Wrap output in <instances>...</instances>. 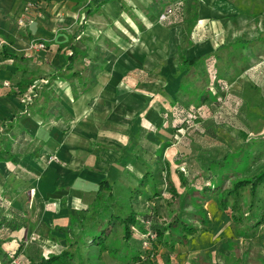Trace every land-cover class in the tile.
<instances>
[{
  "label": "rangeland",
  "instance_id": "374dc122",
  "mask_svg": "<svg viewBox=\"0 0 264 264\" xmlns=\"http://www.w3.org/2000/svg\"><path fill=\"white\" fill-rule=\"evenodd\" d=\"M187 1L184 0L182 2L184 11L187 10L186 6L189 4ZM123 2L125 7L122 10V17L118 16L117 19H114L109 16V18L105 20L99 19L97 22L91 19L90 24L99 31V36L95 41H92L89 37L87 38L84 48L86 56L84 55L85 57L82 58L83 64L75 65V69L89 76L88 67H90V64L99 65L94 70L95 83L84 91L91 94L90 99H95L94 102H96V105H94L95 110L91 109L90 112L86 113H96L92 121L95 129L92 135H88L86 131L79 127L78 129L81 131L76 133L80 134L81 139L79 140L76 134L73 139L77 140L78 144H86L88 141L92 148L89 150L94 151L96 149L94 154L98 159L104 158V154L106 155V152H103L105 148H111L114 151L108 152L109 156L116 155L115 152L119 153L117 159L120 158L118 163L123 166L122 169L118 170L113 165L110 166L114 160L108 162L109 164H106L107 166L105 165L104 168L106 172L110 170L109 172L112 173L109 175L108 180L112 185L115 198L124 205L130 202L134 203L135 208L139 212L147 213L150 211V213H153V210H156L157 214L155 212V216L163 218L158 220V222L163 223L164 219H166V209L158 207L159 205L149 207V204H146V197L153 194V188L155 187L157 190L156 194L159 197L153 201L162 203V197L166 201L169 198L166 185L168 179L177 191L182 190L176 169L183 168V163H179V160H174V155L180 153L181 148H185L186 152H188V154L181 152L182 159H188V157L193 159L199 171L204 170L213 159H220L225 152L229 151L232 153L228 156V159H231L234 157L232 156L234 153H240L248 145H250L249 148L252 146V151L256 149L257 152H260V150L262 152L255 160H253V153L240 160V165L250 164V169L245 175L251 174L259 167L264 166V139H261V137H264V49L260 50L259 53L261 55H252V51L258 53L255 49L264 43V26L257 23L255 25L249 18L257 16L264 11V0H215V2L214 0H208L206 9L209 12L211 8L213 15L200 18L198 14V19L193 23L188 19H181L180 23L166 28L165 40H159L161 43L157 42L156 46H152L147 42L136 41L137 37L146 28L154 26V16L158 15L157 8L161 7L162 12H164L163 10L166 9L168 11L171 5L169 8L162 6L161 0H123ZM227 4L230 5L228 6ZM221 8H224V10L222 11ZM152 9H155L156 14ZM226 9H233V11L228 13L225 11ZM234 9L235 12L239 11L244 15L250 16L244 17L241 15L240 17H244V19L239 18V23V16L231 14ZM39 10H41L40 7L34 8L35 13ZM144 10L147 11L148 15L144 14ZM185 14H188L187 11H185ZM159 17L160 15L157 16V19ZM110 29L126 43L125 45L122 42L124 49H115L114 43L105 36L104 32L106 33ZM232 41H243L248 43L249 46L246 44L238 46L236 42L232 43ZM230 42L231 45L228 47L218 48V46L227 45ZM111 45L114 47L113 53L107 56L105 54V57L102 58L103 62H100V59L96 56L108 51V47H111ZM133 45L136 48L131 52L129 48ZM242 47H245L243 51L246 54L243 59L236 61V65L240 66L247 63L245 70L238 72L237 75L234 73L233 81L223 86L218 95L213 88L214 90L211 91L215 93V96L212 97V101L209 99L200 101L198 98L184 99L193 108L188 112L185 119L177 122V124L175 123V126L179 127L178 129H169V118L163 117L160 113L157 114L153 109V103H159L165 115L170 114V109L174 106L172 101L176 93L180 88L185 90L187 87V83L185 85L182 84L181 74L176 68L179 60L178 50L183 49L185 56L188 58L201 54H210L225 60L231 56V53L236 54L238 49ZM12 74V82H8V85L13 84L18 77L26 75L23 72L19 74L14 72ZM28 74V77H32L36 81L41 80V73L29 70ZM97 76L100 79H97ZM68 83L67 85L59 84L58 89L62 86H69L70 89L68 91L70 90V96L72 97L73 84L71 81H68ZM193 92L189 91V94ZM200 93H202V88L198 90L197 95ZM27 98L24 97L23 100ZM129 103L130 106H140L136 110L139 111L136 117L133 116L131 118L127 108ZM103 106H107V108H103ZM106 110L109 113L107 118L104 119L102 117H105L106 114L99 116V113ZM135 121H138L139 124L150 123L156 131L149 138L150 141L157 145V155L161 157L160 164H156L154 169L144 168L142 172L133 164L129 165V160L137 157V155L140 156L138 144L135 141L131 142L134 136L131 126ZM108 129L111 130L108 136H102V131ZM74 131L78 130L75 129ZM240 131L247 136L245 146H242L243 138L240 136ZM83 136L87 138V141H82ZM66 137V134H64L60 138L63 141ZM3 138L5 143L13 140V137L9 134H4ZM128 140H131L130 144H126ZM95 141H101L105 148L97 147ZM25 146V143L22 142L21 148L24 149ZM15 147L14 145L12 151H15ZM85 154L86 151L83 148L75 152L76 157L79 159H82ZM57 157V166L63 167L67 164L65 158H61L62 156L60 155ZM124 157H126V161L122 162L121 159ZM27 160L28 157H25L24 164L27 163ZM0 162L3 165L2 171H0V192L6 191L9 195L14 196L15 189L29 185L21 183L19 178H14L9 174L6 175L12 165L3 164L5 161ZM226 165L230 164L226 163ZM114 168L116 170H113ZM138 171H140L139 174L136 173ZM145 173L152 175L153 184L152 182H146L147 184L143 188L144 194L139 197L137 195L133 199L130 198L131 190L139 188L140 182L145 179ZM60 177L61 175L58 174L55 182L58 185L55 186L54 184L53 187L56 188L54 190L55 194L60 195V197H57L58 200L63 198L59 204L57 203L59 212L61 213L62 210V214H66L65 195L68 193L69 186L62 183ZM93 192L92 190L87 193L84 191L82 194L86 193L91 198ZM161 193H164V196ZM47 197L43 196L44 200ZM255 197L259 199L253 204L262 209H253V211L259 215L262 223L250 234H247V230H240L237 224L225 213H223L224 216L222 215L218 223L215 222L212 215L207 212L208 209L204 205L206 201L204 204H198L197 206L200 209V217L203 221L194 223V225L202 231L204 229L203 225L207 227L212 225L213 231H211L213 235L210 237L204 234L199 238V234L196 232L193 235L194 237L187 236L186 240L189 242L186 248L184 247L182 250L178 248V252L175 253L166 251L165 254L162 252V247L158 249L156 244L157 246L154 245L153 249L147 251L149 254L146 256L143 254L144 256L141 257L144 260L143 264H159L164 258L163 255H166L169 259L180 255L179 264H264V180L257 185ZM80 201H82V197ZM15 205L18 204L15 203ZM54 206V201L51 203L47 202L44 219H41V227L34 230L36 225L32 224L35 226L29 229V234L34 232L36 243L41 246L40 249L44 254L57 251L60 248L59 240L62 238V231L59 229L60 222L52 220L53 217L50 216L52 212L50 209ZM71 209H75L73 205ZM207 230L209 229L205 228L203 233H208L205 232ZM18 237L20 239L22 236ZM213 241L214 243H212V248L210 249L200 248L199 250H194L197 243L200 245L202 242V245H207ZM156 242L161 244V242ZM0 250H5L2 244H0ZM19 259H22L23 262L26 260V258L20 256V258L14 260L15 263H11L18 264L16 262ZM102 262L103 264H126L112 259L106 253L102 254Z\"/></svg>",
  "mask_w": 264,
  "mask_h": 264
},
{
  "label": "trees",
  "instance_id": "16d2710c",
  "mask_svg": "<svg viewBox=\"0 0 264 264\" xmlns=\"http://www.w3.org/2000/svg\"><path fill=\"white\" fill-rule=\"evenodd\" d=\"M110 1L113 0H89L83 7L80 13L81 24L68 36L69 53L65 57L66 64L62 69H53L52 72L46 75L48 77L42 76L40 81L28 77V75L8 85V94L21 97L24 109L9 119L0 120V161L14 162L15 156L25 154L36 158H48L44 151L41 152L42 143L36 144L38 139H31L29 142L26 140L19 121L26 116L36 114L43 121L49 115L56 118L62 116L64 109L60 104V97L51 88L56 76L72 82L73 100L93 86L95 83L94 70L99 65L90 64V67H88L89 76L75 69V65L82 63V58L86 56L78 49L77 41L80 40L81 33L85 28L82 22L88 16L99 11L103 4ZM183 1L161 0L162 6L169 8L171 5V8L168 11L163 10L164 12H162L161 7L157 8L158 15L165 14L164 18H159V20L167 27L175 26L183 18L192 23L195 22L198 19V0L187 1L189 3L186 6L187 10H185L188 13L187 15L184 11ZM33 42L43 41L33 40ZM235 42L238 46L245 44L249 46L248 43L243 41H232V43ZM6 45L5 42L2 43L0 69L5 66L6 61L14 60L17 63L16 68L18 71L27 72L25 64L30 57L27 55L17 56L14 53L6 52ZM229 45H231V42L227 45H220L218 48H226ZM244 48L238 49L236 54L231 53V56L225 60L210 54L187 58L183 49L178 50L179 60L176 68L181 74L182 84L187 83V87L185 90L180 88L176 93L172 101L174 106L171 107L170 114L167 112L168 114L165 115L161 109L162 107L156 104L159 113L163 117L169 118V128L178 129L179 127L175 126V123L177 124V122L185 119L188 112L192 110V105L184 99L198 98L200 101L205 99L212 101L215 93L218 95L223 86L231 83L238 72L245 70L247 63L240 66L236 65V61L243 59L246 54L243 51ZM247 48L249 49V47ZM255 50L258 52L259 48ZM252 52V55H259V53ZM105 54L106 52L96 57L100 59V62H103L102 58L105 57ZM65 72L68 73L66 76H64ZM198 88H202V93L199 95H197ZM213 88L215 93L212 92ZM28 90L32 92L29 95L27 94ZM189 91L194 92L189 94ZM27 95L28 98L23 100ZM145 132V129L140 127L137 131V138H142ZM239 133L243 138L242 146H245L247 136L242 131ZM4 134H9L13 137V140L5 143ZM262 138L264 139V137ZM13 141H16L15 151H12ZM22 142L26 146L24 149L20 148L21 150H18ZM249 146L245 147L240 153L233 152L232 156L234 157L231 159H228V156L232 153L225 152L220 159L210 161L202 171L196 168L193 159L189 157L188 159H182L181 152H185V154H188V152L185 148H181L180 153L174 155V160L183 163V168L176 169L182 190L177 191L168 179L166 185L169 198L166 201L161 199L163 204L156 203L157 201L152 202L153 204L148 203L149 200L157 199L155 187L153 188V194L146 197V200H148L146 204H149V207L159 205L158 207L166 209V219L163 223L158 222L163 218L155 216L156 210H153V213H150V211L147 213L139 212L134 203L130 202L124 205L121 201H118L113 194L108 177L103 176L91 198L86 193L82 194L81 207L67 208L65 225L59 227L62 231V238L59 240L60 248L57 251L44 254L40 248L29 245L24 247L22 241L17 240L13 246L3 245L5 250H0V264H12V261L19 258L20 253L24 254L26 264H103V253L126 264H139L142 262L141 257L144 256L143 254L145 256L149 254L147 251L154 248L153 246L157 244L156 241L165 244L168 249L172 250L175 243H183L186 241L187 236L195 235L198 228L194 223L203 221L197 206L198 204H204L212 195L217 197L218 209L227 214L240 230H247V234H250L262 223L259 215L253 211V209L259 210L262 208L255 206L253 203L259 199L255 197V194L257 185L264 180V166L259 167L251 174L245 175L250 169V164L240 165V160L252 153L254 155L253 160H255L262 152V150L257 152L256 149V152L252 151V146L250 148ZM226 163L230 165H226ZM154 168L152 167V169ZM144 177L145 179L140 182L139 188L131 190L130 198L133 199L137 195L139 197L144 194L143 188L147 184V178L153 179L152 175L150 176L148 173H145ZM32 189L31 184L26 185V187H19V189L14 190V196L9 195L6 191L0 192V241L10 237L14 231L21 227L28 228L33 220L37 221L38 224H42L41 218L44 213L45 200L40 196H32ZM15 203L18 205H15ZM150 234L153 235L152 240H150ZM143 240L149 241L150 249H144L142 246ZM19 262L18 264H25Z\"/></svg>",
  "mask_w": 264,
  "mask_h": 264
},
{
  "label": "crops",
  "instance_id": "0c3cea01",
  "mask_svg": "<svg viewBox=\"0 0 264 264\" xmlns=\"http://www.w3.org/2000/svg\"><path fill=\"white\" fill-rule=\"evenodd\" d=\"M88 1L89 0H0V51L2 49V43L5 42L7 44L5 47L6 52L14 53L17 56L27 55L30 57L25 64L27 72H23L26 73V75H23L20 78L28 76L29 70L36 71L39 74L41 73L42 76L48 77L46 75L52 72L53 69H62L65 66V57L69 53V46L67 45L68 36L76 29L77 26L81 24L80 13L82 12L83 7L88 3ZM207 1L208 0H198V14L200 18L206 16L208 17L214 14L211 8L209 12L206 9L208 5ZM27 4H32L33 6L28 7L25 10L24 7ZM227 5L229 6L230 4ZM38 7H40L41 10L35 13L34 8ZM124 7L125 5L123 0H113L103 4L99 11L88 16L82 22L85 28L81 33L80 40L78 39L77 41L78 49L85 54L84 48L86 46L87 38L89 37L92 41H95L99 36V31L90 24L91 19H94V22H97L99 19L105 20L109 18V16L117 19L118 16L122 17V10L124 9ZM221 10L223 11L224 8H221ZM225 11L229 13L233 11V9H226ZM153 12L155 13V9L153 10ZM144 14L148 15L146 10H144ZM231 14H236L235 16H239L238 21L239 18L244 19L245 16H250L244 15L239 11L235 12V9ZM241 15H243L244 17H240ZM157 16L158 15L154 16V26H150L143 30V32H141L137 37L136 41H143L145 43L147 42L151 44L152 46H156L157 42H160L159 40H165L167 26L164 25L159 19H157ZM249 18H251L252 22L255 23V25L257 23L258 25L262 24L264 26V11L257 16H251ZM18 19H22L23 23L19 24L17 21ZM91 29L92 31H90ZM104 34L105 36H107V38H109L111 42L114 43L115 49H124L123 43L125 42L121 40L122 38L120 36H117L116 33H114L111 29L106 33L104 32ZM33 40H42L46 46V49L39 51L30 49V44L36 43L33 42ZM114 47H112V45L111 47H108V51H105L106 56L113 53ZM134 48H136L135 45L131 46L129 49L132 52ZM258 48L259 53L260 50L264 49V43ZM259 55H261V53H259ZM5 63V66L0 69V85H2L0 86V120L9 119L13 115L22 112L24 109V104L22 103L21 97L14 96L13 94H8V82H12L11 74L14 72H17L19 74L21 73V70H17V63L14 60L6 61ZM67 74L68 73L65 72L64 76H66ZM20 78L18 77V79ZM98 78L99 77L97 76V79ZM59 84L67 85L69 83L65 78L56 76L55 80L51 84L54 92L60 97V104L64 109L62 116L56 118L53 115H49L47 119L43 121V119L38 114H36L34 116H26L19 121L21 129L24 130L23 135L25 136L26 140H28L29 142L31 139H38V142H36V144L39 145V142L42 143L43 146L41 152L44 151L48 158H36L32 155L25 154L15 156L14 162L8 161L3 162V164L12 165L9 169L10 171L8 170L6 175L9 174L14 178H19L21 180V183L31 184L33 186L32 196L34 195V193H36L35 196H40L43 200V196H48L45 200V206L47 202L51 203L54 201L55 206L50 209L52 211L50 213V216L53 217L52 220L60 222V225H65L67 213L62 214V210L60 213L59 207H57V203L59 204V202L62 201L63 198L58 200L57 197H60V195L55 194L54 190L56 188L53 187L54 184L55 186L58 185V183H55L57 175L60 174L61 182L69 186L68 193H66L65 195V209L67 211V208H71L72 205L74 208L81 207L82 202L80 201V198L82 197V192L85 191L87 193L91 190L95 191L97 189L99 180L103 176L109 177V175L112 174L111 172H109L110 170L106 172L104 169L105 165L109 164L108 162L114 160V162L110 164V166L113 165V167H115L116 169L118 168V170L122 169L123 166L119 165L118 163V161L120 160V158L117 159L119 153L115 152L116 155L109 156L108 152L114 151H112L111 148H105L101 141H95V145L97 147H101L102 149L105 148L103 152H106V155L104 154V158L98 159L94 154V151H96V149L94 151L89 150L92 148L90 147L86 137H82V141H87L86 144H78V141H75V139H73L76 135L78 136L79 140L81 139L80 134L76 133L81 131L80 129H78L79 127L86 131L88 135L93 134L95 126L93 125L92 121L94 120L93 116H96V113H86L90 112L91 109L95 110L94 105H96V102H94L95 99H90L92 95L88 92L80 94L78 98L73 100V98L70 96V90L68 91L70 87L62 86L60 89H58ZM29 91L27 93L28 95L32 93L31 91ZM28 95L26 97H28ZM156 104L159 105V103H153V109L157 114H159V111L156 109ZM139 107L140 106L137 105L130 106V103L128 104L127 108L131 118H133V116L136 117L139 112L136 110H138ZM103 108H107V106H103ZM108 113L109 111L106 110L104 112H100L99 116H104L106 114L105 117H102L106 119ZM137 123L138 121H135L132 124L131 127L134 136L132 141L128 140L126 144H130L134 141L138 144L140 156L137 155V157H133L132 160H129V165L133 164L136 168H139L140 171L143 172L144 168L154 167L156 165V162L157 164H160L159 162H161V157L157 155V145L149 139L150 135L152 136L156 133L154 127H152L150 123H144L145 125L143 123ZM140 127L145 129L146 132L142 136V138L138 139L137 131ZM75 129H77L78 131H74ZM110 132L111 130L108 129L102 131L101 134L102 136H108ZM19 134L21 135L20 131ZM64 134H66L67 137L62 141L60 137H62ZM133 134L131 133L130 135ZM13 142L14 143L12 144V148L14 147V145L16 146V141ZM20 148L21 145L19 146L18 150L22 149ZM80 148H83L86 151V154L82 157V159H79L75 155V152L77 150H81ZM59 155L62 156L61 158H65L67 160V164L63 167L57 166L56 158H58L57 156ZM25 157H28V160L27 163L24 164ZM121 160L122 162H125L126 157ZM2 168L3 165H1L0 162V171H2ZM115 168L113 170H116ZM140 171L136 173L139 174ZM148 182H152L153 184L154 180L151 178H147V183ZM162 195H164V193ZM155 196L157 198L159 197L157 194ZM162 200L164 201L165 198L162 197ZM149 202L152 203L154 201L149 200L148 203ZM204 205L208 209L207 212L212 215V218L215 222L218 223L222 215L224 216V212L218 209L217 197L215 195L210 196L206 204ZM43 212L44 213L41 218L42 220L44 219V215L46 213L45 207ZM198 212L200 214V209H198ZM30 224L31 225H29L28 228L21 227L20 229L14 231L10 237L4 239L3 241L1 240L0 244H8V246H13L15 245V242L17 240L21 239L24 247H27L29 245L31 247L36 246L40 248L41 246L36 243V239L33 235L34 232H31L29 234V229L33 228V226L35 225L36 226L34 230L39 229L41 227L40 225L42 224H38V222L35 220L31 221ZM203 227L204 229H209L205 231L208 233H203L204 229L202 231L198 228L197 232L199 234V238L204 234L211 237L213 235V226L211 225L210 227H207L206 225H203ZM18 236L22 237L19 239ZM191 237L194 236L192 235ZM191 240L193 241V239ZM188 242L189 241L186 240L183 243H175L172 250L168 249L165 244H158L157 242L156 243L158 245V249L162 247V252L166 254V251L169 253H175L178 252V248L180 250H182V248L184 249V247L186 248ZM212 243H214V241L207 245H202V242L200 243V245H198L199 243H197L194 250H199L200 248H205L206 250L210 249L212 248ZM20 256L24 257V254H20L19 258ZM163 256L164 258L160 261L159 264L180 263L178 262L180 255L174 256L173 259H169V257H166V255ZM141 260L142 262L140 263L143 264V258ZM19 261V263L23 262L22 259H19ZM24 263L26 264L27 261H25Z\"/></svg>",
  "mask_w": 264,
  "mask_h": 264
},
{
  "label": "built area",
  "instance_id": "2783aa9c",
  "mask_svg": "<svg viewBox=\"0 0 264 264\" xmlns=\"http://www.w3.org/2000/svg\"><path fill=\"white\" fill-rule=\"evenodd\" d=\"M31 6H33V5H32V4H27V5L24 7V9L26 10L28 7H31ZM164 15H165L164 13L161 14L159 18H160V19L164 18ZM17 21H18L19 24H22V23H23V20H22V19H18ZM29 48L32 49V50H37V51H39V50H43V49L45 48V44H44L43 42L31 43ZM148 223H149V222H148ZM152 239H153V235L150 234V240H152ZM142 246L144 247V249L149 248V247H150V243H149V241H147V240H143V241H142ZM149 249H150V248H149ZM12 262L15 263V261H12ZM16 263H18V262H16Z\"/></svg>",
  "mask_w": 264,
  "mask_h": 264
}]
</instances>
